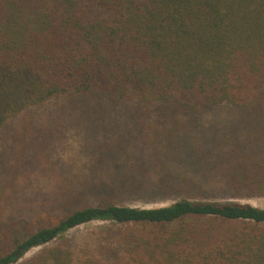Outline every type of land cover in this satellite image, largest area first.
Segmentation results:
<instances>
[{
	"label": "trees",
	"instance_id": "obj_1",
	"mask_svg": "<svg viewBox=\"0 0 264 264\" xmlns=\"http://www.w3.org/2000/svg\"><path fill=\"white\" fill-rule=\"evenodd\" d=\"M76 96L243 115L264 107V0H0V130ZM247 152L231 149L225 186L263 194L264 163ZM52 221L9 223L0 264L32 250L31 264H264V209L250 204L103 199ZM94 221L115 236L74 256L64 238Z\"/></svg>",
	"mask_w": 264,
	"mask_h": 264
},
{
	"label": "rangeland",
	"instance_id": "obj_2",
	"mask_svg": "<svg viewBox=\"0 0 264 264\" xmlns=\"http://www.w3.org/2000/svg\"><path fill=\"white\" fill-rule=\"evenodd\" d=\"M221 109L76 96L8 120L0 130V232L13 221L52 223L103 199L137 208L190 200L264 209V193L234 194L225 186L231 149L245 148L264 163V107L246 115ZM114 230L94 221L64 241L77 257L102 247ZM37 252L16 264H31Z\"/></svg>",
	"mask_w": 264,
	"mask_h": 264
}]
</instances>
